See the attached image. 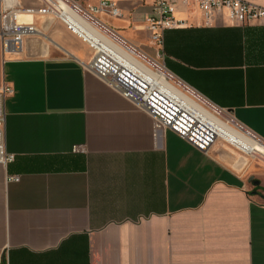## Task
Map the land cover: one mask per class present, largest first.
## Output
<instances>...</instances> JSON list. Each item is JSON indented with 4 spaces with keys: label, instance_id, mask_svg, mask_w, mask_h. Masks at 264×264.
Masks as SVG:
<instances>
[{
    "label": "crops",
    "instance_id": "obj_1",
    "mask_svg": "<svg viewBox=\"0 0 264 264\" xmlns=\"http://www.w3.org/2000/svg\"><path fill=\"white\" fill-rule=\"evenodd\" d=\"M117 2L122 16L101 21L149 46L153 1ZM176 16L186 25L153 44L165 67L264 143V25L227 14L207 25L183 4ZM33 19L44 36L61 22ZM55 38L61 52L36 36L17 52L0 48V80L14 87L6 149L16 155L0 163V264H264V167L247 158L238 170L232 154L156 129L88 69L89 46L65 31Z\"/></svg>",
    "mask_w": 264,
    "mask_h": 264
},
{
    "label": "built area",
    "instance_id": "obj_2",
    "mask_svg": "<svg viewBox=\"0 0 264 264\" xmlns=\"http://www.w3.org/2000/svg\"><path fill=\"white\" fill-rule=\"evenodd\" d=\"M152 1L153 9L145 18L144 29L149 32L150 41L158 48L163 45L166 30L186 25V20L176 16L179 4H183L190 10L200 11L207 25H213L216 17L224 14H227L236 24L264 25V8L250 4L246 0ZM37 2V5H25L23 0H0V48L3 54L19 51L27 37L42 34L34 22L35 15L50 16L73 30L71 11L74 9L99 28L117 35L99 18L104 12L111 17L122 16L117 0H86L82 3L74 0H37ZM21 15L31 18L25 21L21 19ZM78 35L94 49L87 63L88 69L133 102L137 108L152 115L156 129L171 128L201 150L208 151L211 148L216 139L212 132L184 112L159 88L153 86L146 73L120 64L112 56L100 52L88 39ZM12 94H14V87L0 80V163L4 165L13 162L16 157L6 149V100ZM196 96L201 97L198 94ZM8 179L9 181L19 180L15 176H9Z\"/></svg>",
    "mask_w": 264,
    "mask_h": 264
},
{
    "label": "bare ground",
    "instance_id": "obj_3",
    "mask_svg": "<svg viewBox=\"0 0 264 264\" xmlns=\"http://www.w3.org/2000/svg\"><path fill=\"white\" fill-rule=\"evenodd\" d=\"M71 13L73 17L72 27L75 32L88 39L100 52L112 56L120 64L137 68L141 72L146 73L153 86L159 88L165 96L177 103L184 112L212 132L216 137L214 144H217L216 141L221 138L248 156L264 157V144L258 138L256 139L249 135L238 124L232 125L230 122L233 120H223L215 112L190 97L175 83L171 82L168 72L163 67L162 71H154L138 57L139 54L137 55L135 49L126 45L117 35L104 31V28H99L74 9H72ZM247 158V156L239 155L234 159L237 162V166L243 168L247 163Z\"/></svg>",
    "mask_w": 264,
    "mask_h": 264
},
{
    "label": "rangeland",
    "instance_id": "obj_4",
    "mask_svg": "<svg viewBox=\"0 0 264 264\" xmlns=\"http://www.w3.org/2000/svg\"><path fill=\"white\" fill-rule=\"evenodd\" d=\"M21 19L25 20V21L26 20H30V19H26L24 15H21ZM52 23H53L52 24V27H53L52 29L55 32H53V33L50 32L49 34L45 32V34H46L45 36H44V34L37 35L36 38H38V40L40 39L42 41H50L49 43L53 45V48L55 47V48H57L56 50L58 52H61L63 50L61 48V46H60V45H62V43L59 42V40L56 39L55 36L56 37L59 36V32L60 31H62V32L65 31V33L67 34L69 39H74L75 41L81 42L82 44L89 46L91 48L92 52L94 51V49L83 38H81L75 31H73L72 29L67 27L64 23L55 22V21H52ZM38 27H39V25H38ZM39 29H40V27H39ZM143 29L144 28H142V30ZM118 37L120 38V40L123 39L125 43H127L129 46H131L133 49H135L137 51V55L139 54L138 57L146 65H148L150 68H152L154 71L162 70V67L164 66L163 68H164V70H166L168 72V77H169V79H171V82L175 83L182 91H184L190 97H192L195 100H197L199 103H201L206 108H208V109L212 110L213 112H215L223 120H225V121L231 120L232 121V119H233L234 122L233 121L232 122L234 124L232 122H230V123L232 125H234V126L237 125L236 124V120L234 119V117L232 115L229 114V112H227L225 110H219V109L213 107L212 104H210L209 102H207L206 100H204L201 97H197L196 96L197 94L195 95V93L193 91H191L189 88H187L185 85H183L181 83V81L165 67V64L163 62V57L161 55V51L157 50L151 41H150L151 43H150L149 46H147V45L139 46V45H135L132 42L127 41L126 39L122 38L121 36H118ZM62 41L64 43H67V42H65L66 40H62ZM145 41H147V40L145 39ZM240 128L242 130H244V131H247V130H245L242 127H240ZM248 134L252 136V134H250L249 132H248ZM252 137H254V136H252ZM254 138H256V137H254ZM216 142H217V144H213V145H214V147L219 148V150H220V152L218 151L219 153H222V154L223 153L224 154L225 153H228V154L232 153L234 157H237L239 155H244V156H247L249 158V160L251 159V164L252 165H255V166H258V167H264V157H262V156L252 157L250 155L248 156L244 152H242L241 150L236 148L234 145L228 143L227 141L222 140L221 138H219ZM234 166L238 170L241 169V167L237 166V162H236V165L234 163Z\"/></svg>",
    "mask_w": 264,
    "mask_h": 264
}]
</instances>
